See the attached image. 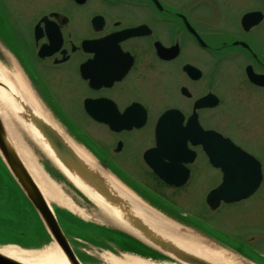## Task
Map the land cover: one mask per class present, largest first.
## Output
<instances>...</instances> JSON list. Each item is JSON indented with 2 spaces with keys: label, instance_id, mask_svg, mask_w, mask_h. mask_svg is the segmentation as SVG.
Returning a JSON list of instances; mask_svg holds the SVG:
<instances>
[{
  "label": "flooded vegetation",
  "instance_id": "obj_1",
  "mask_svg": "<svg viewBox=\"0 0 264 264\" xmlns=\"http://www.w3.org/2000/svg\"><path fill=\"white\" fill-rule=\"evenodd\" d=\"M238 2L0 0V60L14 59L41 110L123 186L162 211L208 208L224 168L249 183L258 162L253 193L264 181V0ZM202 141L248 156L213 165Z\"/></svg>",
  "mask_w": 264,
  "mask_h": 264
},
{
  "label": "water",
  "instance_id": "obj_2",
  "mask_svg": "<svg viewBox=\"0 0 264 264\" xmlns=\"http://www.w3.org/2000/svg\"><path fill=\"white\" fill-rule=\"evenodd\" d=\"M0 65L3 68L7 67L1 62ZM5 69L7 71H11L10 69H8V67ZM0 87L9 91V87L7 86V84L2 81H0ZM12 97L15 101H17L18 108L21 110L19 113L21 120L25 123H28L38 131V133L41 135L44 141H46L48 147L51 149L53 155L61 163V165L69 173L78 177V179L83 182L84 185H86L101 196L103 202L101 201V203H97L99 208L103 212H108L115 219L123 221L125 225H127V227L132 230L131 234L134 233L133 235L136 238L140 239V241L144 242L150 248L155 249L159 253L169 257L173 261L182 262L186 264H218L177 247L172 241L163 238L155 231H153V229L149 225L144 223L139 217L135 216L133 213L130 212L128 202L125 201L124 198L119 195V193L113 188L112 184L109 182L110 179L122 189H124L126 192H128L130 195H132L140 203L141 206H144L147 209L154 211L155 214L162 218L164 222L169 223L172 226L177 227L178 229L188 231L191 234L195 235L205 245L222 250L226 252L229 256L239 261H242V258H239L238 255L231 253L229 250L220 246L212 239H209L201 235L197 231L191 229V227H188L166 216L164 213L145 202L135 192L123 186L112 175L107 174L95 163V161L92 159L87 150H85L78 144L69 141L65 134H63V132L59 128H57L58 125L55 122H52L49 116L43 113V111L37 104H33L31 99L29 102L25 103L14 94H12ZM207 97L211 98L214 96L208 94ZM223 143L225 145V150L222 152L219 149L221 142L207 141L206 143L204 141V146L207 148L210 161L214 164H223L232 161V158L229 157V154L243 153L238 148L233 146L231 142L223 141ZM74 146L82 149L90 158L92 163H88L87 161H85L77 153ZM45 154L57 166V168L62 171V169L55 163L51 156L47 153ZM0 157L3 160L4 164L7 166L9 172L11 173L19 187L21 188V190L23 191V193L25 194L26 198L30 201V203L36 210L43 225L48 231L52 242L58 247V249L66 258L67 262L69 264H81L75 256L73 250L71 249L63 232L61 231L54 215L48 207L39 187L31 176L25 163L17 153L15 147L9 141L7 131L5 129V126L3 125L1 117ZM227 170L228 172H225L226 177L224 176L223 183L215 189L211 190L206 197L207 203L212 209L218 205L220 200H223L225 202H232L247 197L251 192H253V190L258 185L260 178L258 172L254 181H251L250 184H248L247 182L243 183L242 181H235V178H237V176L233 173V167L228 168ZM67 177L76 187H78L69 176ZM82 192L84 191L82 190ZM112 209L115 211L116 214L112 211ZM113 214H115V216ZM0 264L26 263H23L13 257L5 255L0 251Z\"/></svg>",
  "mask_w": 264,
  "mask_h": 264
},
{
  "label": "rangeland",
  "instance_id": "obj_3",
  "mask_svg": "<svg viewBox=\"0 0 264 264\" xmlns=\"http://www.w3.org/2000/svg\"><path fill=\"white\" fill-rule=\"evenodd\" d=\"M238 1V4L234 8L237 5L240 6L241 0ZM233 14V12H230L227 15L228 20L226 25L230 27L233 25ZM21 138L25 147H31L34 152L40 154L39 161L42 160L41 158H44L30 139L24 136ZM46 184L49 187L50 198L47 199L44 197L64 233L73 243L76 252L83 254L85 258L87 255L89 258L95 260L93 264H109L106 260V257L111 256L109 251L116 253L118 258L124 256L114 248V244L111 242L113 239L112 233L106 228L108 227L106 223H110L115 227L132 233V230L123 221L115 219L108 212H103L100 208H95L94 212L92 210L89 211L84 201L73 190L61 183L48 179L46 180ZM24 199L22 191L18 189L9 178L8 173L0 166V201H2V209L4 208L5 211L4 213L0 211V227L6 229L15 227L28 233L33 230L35 231L39 226V222L34 217L33 211ZM8 208H12L14 211V222L10 223L14 225L13 227L4 219L6 218L5 216H9V213L6 212ZM183 211L189 215L207 219L215 229L225 231L224 233L232 238L237 230L244 232L242 237H245V233L248 232L256 233L260 236V241L256 243L259 248L253 245V249L259 256L264 255V181L261 187L250 197L236 203L224 204L216 211H210L204 208L203 210L186 208ZM241 212L243 216L240 214ZM31 214H33V217ZM83 241L99 245L104 248V251ZM143 254L146 257L149 256L155 262L156 259L154 257L148 253ZM159 259L162 261L160 263L164 264H186L177 261L169 262L162 258ZM90 260L88 259V261ZM152 260L149 262H153Z\"/></svg>",
  "mask_w": 264,
  "mask_h": 264
},
{
  "label": "bare ground",
  "instance_id": "obj_4",
  "mask_svg": "<svg viewBox=\"0 0 264 264\" xmlns=\"http://www.w3.org/2000/svg\"><path fill=\"white\" fill-rule=\"evenodd\" d=\"M11 64V71H7L0 65V81L7 84L9 91L0 87V117L7 131L9 141L15 147L17 153L24 161L27 169L35 179L37 185L42 191L43 195L48 199L49 187L46 184V176L41 166L37 163L35 158L27 151L26 147L22 142V136L30 139L32 142L37 144L40 149L49 154L55 163L62 169V171L71 178V180L80 187L92 200L96 203L103 202V199L95 191L87 187L81 182L78 177L69 173L61 163L55 158L53 152L48 147L46 141L41 137L36 129H34L28 123H25L20 118V109L18 108L17 101L14 100L12 94L18 96L20 100L25 103L30 101V96L27 91L25 82L19 73L18 69ZM77 153L88 163H92L86 153L79 147L74 146ZM109 182L113 188L121 195L125 201L128 202L130 212L135 216L139 217L144 223L149 225L153 231L162 236L165 239L172 241L177 247L186 250L194 255L205 258L218 264H247L239 261L226 252L207 246L200 241L195 235L188 231L178 229L169 223H166L155 214L154 211L141 206L140 203L128 192L118 186L111 179ZM115 213V211L112 209ZM116 214V213H115ZM115 214H113L115 216ZM2 253L13 257L26 264H69L58 249V247L51 243L45 246L43 249L38 251H25L17 250L14 247H3L0 249ZM111 255V254H110ZM109 264H164L160 262H149L136 256L124 255L121 258L117 256L106 257ZM166 264V263H165Z\"/></svg>",
  "mask_w": 264,
  "mask_h": 264
},
{
  "label": "trees",
  "instance_id": "obj_5",
  "mask_svg": "<svg viewBox=\"0 0 264 264\" xmlns=\"http://www.w3.org/2000/svg\"><path fill=\"white\" fill-rule=\"evenodd\" d=\"M138 251H139V252H142V253H151V254L154 253L153 251H151L150 249H148V248L145 247V246L142 247V248H141V246L138 247Z\"/></svg>",
  "mask_w": 264,
  "mask_h": 264
},
{
  "label": "snow or ice",
  "instance_id": "obj_6",
  "mask_svg": "<svg viewBox=\"0 0 264 264\" xmlns=\"http://www.w3.org/2000/svg\"><path fill=\"white\" fill-rule=\"evenodd\" d=\"M0 211H2V201H0Z\"/></svg>",
  "mask_w": 264,
  "mask_h": 264
}]
</instances>
